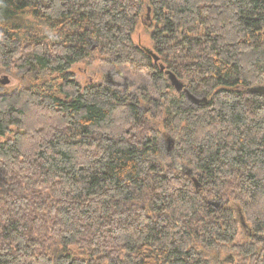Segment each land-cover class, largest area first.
<instances>
[{
    "label": "trees",
    "instance_id": "trees-1",
    "mask_svg": "<svg viewBox=\"0 0 264 264\" xmlns=\"http://www.w3.org/2000/svg\"><path fill=\"white\" fill-rule=\"evenodd\" d=\"M145 11L159 62L133 40ZM98 61L148 74L160 99L82 85L73 66ZM4 67L41 85L0 96V264H210L228 247L264 264V94L249 91L264 86V0H0ZM169 73L201 103L185 109ZM154 121L185 125L190 173L152 160Z\"/></svg>",
    "mask_w": 264,
    "mask_h": 264
},
{
    "label": "rangeland",
    "instance_id": "rangeland-1",
    "mask_svg": "<svg viewBox=\"0 0 264 264\" xmlns=\"http://www.w3.org/2000/svg\"><path fill=\"white\" fill-rule=\"evenodd\" d=\"M143 23H140L135 30L133 34V40L137 45L144 46L149 49L154 48V42L151 38V33L154 28V23L151 20V17L145 11L142 15ZM201 29H195L193 34H200ZM156 52V51H155ZM157 53V52H156ZM162 57V55H159ZM163 58V57H162ZM164 59V58H163ZM163 62V60H161ZM73 72H75L77 80L82 84L86 85L90 81L103 83L106 85L111 86L119 93L129 96L131 94H136L138 96V99L140 100L141 97L138 91L145 89L149 96H150V102L152 100L157 101L160 99V94L155 90L153 86V82L151 81L148 74L145 73H136L132 71L127 66H117L114 64H111L109 62H94L91 65L88 64H77L73 66ZM8 78L10 80L9 83H5L4 79ZM168 79V82L172 85L169 76L166 77ZM182 83L188 85V81L186 79L181 80ZM93 82V83H94ZM41 85V81L35 80L34 78H29L27 75V72L25 70H14L10 68H0V96L8 95L13 92H17L21 89L31 87V86H39ZM172 92L177 97V99L181 100V103L183 104V107L185 109L188 108H194L198 104L195 100H200L199 97H195L194 100L191 97V93L186 91H183L182 93H179L175 87L172 85ZM144 103L142 102L140 104V108L144 110H148V117L152 120H155L156 116V109L154 107V104L150 103ZM143 106V108H142ZM146 108V109H145ZM158 121H154L156 124ZM169 123V120L167 124ZM166 122L159 121L157 123V129L159 132L158 135V149L159 154H154L151 156L152 160L158 163L163 164L165 168H175L177 170H181L183 172L190 173V167H188L186 164H182L177 161L175 157V146L179 143L181 140L183 134L185 125H181L179 129H171L165 126ZM168 126V125H167ZM169 139L172 140V143H169ZM3 139H0L2 141ZM169 144L171 145L172 149L169 151ZM182 167V168H181ZM184 168V169H183ZM187 169V170H185ZM193 173L196 175V172L193 170ZM194 175V176H195ZM197 177V175L195 176ZM229 207H231L236 217L239 221L240 230L239 235L236 238V242H246L250 240L249 236V230L250 227L245 219V216L243 212L241 211L240 207L236 205L235 203L229 204ZM58 244L53 245L52 249H57ZM61 249V246L59 247ZM74 253H80L79 249L72 248ZM208 260L210 264H232V256L230 253V248H226L224 250L218 251H211L208 253Z\"/></svg>",
    "mask_w": 264,
    "mask_h": 264
},
{
    "label": "water",
    "instance_id": "water-1",
    "mask_svg": "<svg viewBox=\"0 0 264 264\" xmlns=\"http://www.w3.org/2000/svg\"><path fill=\"white\" fill-rule=\"evenodd\" d=\"M144 50L153 58L154 62H159L160 61V56L158 54H156L155 52H153L151 49L149 48H144ZM161 68L164 69L165 66L163 64H160ZM169 79L172 83V85L175 87V89L179 92L182 93L183 91H185V84L182 83V81L176 77V75H174L173 73H169ZM5 83H9L10 80L6 77L4 79ZM250 92L253 93H258V94H264V86L260 85V86H256V87H252L249 89ZM198 102V104H200L201 102L198 100H195ZM206 102V100H203V104ZM169 143H172V140L169 139ZM173 150L171 145L169 144V151ZM175 153V152H174Z\"/></svg>",
    "mask_w": 264,
    "mask_h": 264
},
{
    "label": "bare ground",
    "instance_id": "bare-ground-1",
    "mask_svg": "<svg viewBox=\"0 0 264 264\" xmlns=\"http://www.w3.org/2000/svg\"><path fill=\"white\" fill-rule=\"evenodd\" d=\"M146 48V47H145ZM152 50V49H151Z\"/></svg>",
    "mask_w": 264,
    "mask_h": 264
}]
</instances>
